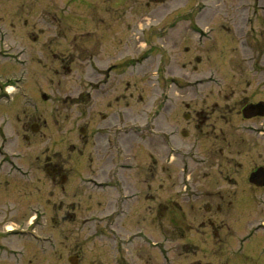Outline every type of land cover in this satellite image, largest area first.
Here are the masks:
<instances>
[{"label":"rangeland","instance_id":"rangeland-1","mask_svg":"<svg viewBox=\"0 0 264 264\" xmlns=\"http://www.w3.org/2000/svg\"><path fill=\"white\" fill-rule=\"evenodd\" d=\"M163 1L0 0V40L5 42L0 54L12 55L7 62L0 57V85L14 87L9 94L0 89V162L3 170L12 169L13 163L30 173L26 180L0 173V247H9L0 252V264H70L76 255V264H264V202L255 204L248 198H264V191H251L241 180L250 165L245 154L239 158L243 166L235 185L219 176L223 201L205 197L215 195V167L207 170L210 178H204V165L195 166L184 181L180 166L168 162V131L172 124L183 127L184 110L177 92V114L171 115L173 88L167 68L170 52L174 76L181 81L174 89L180 91L179 85L187 82L184 88L191 93L184 92V99L191 108L202 109L206 100L219 102V75L225 83L232 77L221 68L227 66L226 59L219 58L220 19L230 21L238 15L235 20H242L246 13V19L264 21V0ZM243 8V13L236 10ZM221 10H226L222 16ZM179 19L191 20L182 24L192 25L191 33L179 31L169 40L167 33L157 36L158 29L168 22L178 24ZM105 27L110 28L103 31ZM91 32L97 38L111 35L110 39L121 33L127 44L126 77L116 72L117 82L112 80L107 94L98 96L102 109L107 98L125 94L111 116L119 110L126 113L116 129L121 127L127 136L116 139L105 128L106 137L96 147L92 123L86 126L93 85ZM108 42L102 43L97 67L117 59ZM156 45H163L160 54ZM119 81L122 88L128 82L126 91L119 89ZM208 124L213 127L201 128L214 131L207 141L202 132L192 130L190 137H177L176 142L186 148L196 145L191 154L200 157L204 148L216 147L218 127L226 134L225 143L233 139L229 125L239 124L240 139L245 134L242 121L216 119ZM80 127L87 128L86 135L79 134ZM116 129L113 132L120 134ZM222 138L219 135V147ZM45 163H64L69 178L63 185L52 183L42 172ZM119 166L127 169L120 174L126 191L110 187L115 186L113 171ZM192 192L202 197L191 198ZM33 214L40 241L4 232L6 223L27 229ZM186 243L193 248L183 250Z\"/></svg>","mask_w":264,"mask_h":264},{"label":"flooded vegetation","instance_id":"flooded-vegetation-1","mask_svg":"<svg viewBox=\"0 0 264 264\" xmlns=\"http://www.w3.org/2000/svg\"><path fill=\"white\" fill-rule=\"evenodd\" d=\"M237 12L243 13L245 12V8L239 10L236 9ZM226 10L219 11L222 14ZM224 16V15H223ZM245 19L242 20H235L236 18L231 19L230 21L220 19V28L221 32L219 36V58L226 59V68L221 67L225 70H228L232 73V77L230 82L224 81V79L219 75V102H215L214 104H207V100L203 103V108L201 109H194L191 108V104L187 103L188 101L184 99V92L185 94L191 91L185 89L186 83H182L179 85V90L174 89L176 87L177 82H181L177 80L174 76V71L172 67V58L170 57V52L168 56V64L167 68L170 70L169 73V82L170 88H173L172 91V105H171V115L174 117L177 113H175V109L178 106L176 104L175 95L177 92L180 93V104L183 107V112L180 113V117H182V121L184 124L183 127L178 128L176 125L171 126V129L168 131V156H169V164H178L179 168V177L180 175L183 176V180L187 181L189 179V174L191 175V169L195 166L204 165V178H210L209 172L211 167H215V195L213 196L211 193H208L205 197L211 201L215 198L218 201L222 200V191L219 189V176L226 182L232 183L235 185V178L238 176L242 171L243 164L239 161V158L243 156V158L250 160L249 169H245V173L241 176V180L248 184V187L251 191L255 192H262L264 191V21H252L251 19H246V13L244 14ZM229 19V18H227ZM178 24L170 25L169 22L163 29L157 30V36L160 37V34L167 33L168 40L171 37H174L177 33H188L187 31L192 28V25H184L187 22H191L189 19H179ZM109 23V22H107ZM234 23V24H233ZM254 23L257 25L255 26ZM110 27H105L103 31L107 30ZM183 28V29H180ZM180 29V30H179ZM188 33V34H189ZM204 34V31H201ZM97 38L94 34L91 35L90 40V48L89 52V60L90 68H91V93L89 94V116L90 120L86 123L87 128L91 126V132L94 139V146L96 147L99 141L102 138H105V128H109L111 131L110 133H115L114 137L117 139L118 137L120 140L124 139L122 135L127 136V132L123 130L121 127L116 129V126L121 125L123 120L126 117V113H120L115 111V115L112 117L111 112L113 111V106L117 107L120 102L123 101V97L125 94L115 95L114 100L107 98L109 100L105 102L104 108L99 109V101L98 96L106 95L107 91L110 90V83L112 80H115L116 72H119V76L122 78L126 77V68H127V54L126 47L127 44L125 40L120 37L121 33L118 36H113L111 39L106 35ZM191 35V34H190ZM166 36V37H167ZM36 39V38H34ZM105 40L109 41L107 44V48L109 50H114L116 55L113 63L108 64L107 66H99L96 65L97 56L101 51L102 43ZM98 47L95 51L94 48ZM157 52L159 53L162 50L163 45H156ZM185 52L188 53L189 49L187 47L184 48ZM78 52V51H77ZM79 53V52H78ZM108 53L109 57L111 56V52H104ZM170 58V59H169ZM196 63L200 62L198 57L195 58ZM248 64L250 67L247 68L245 65ZM233 65L235 67H233ZM221 70V69H220ZM69 72V68L67 69ZM156 74L158 75V69L156 70ZM236 76V77H235ZM99 77L100 79H97ZM159 77H157V80ZM122 80V79H121ZM125 80V79H123ZM114 82V81H113ZM124 88H122V83L119 81L117 83L119 89H123L126 91V86L128 82L123 83ZM172 86V87H171ZM183 87V88H181ZM117 90V87L114 89V92ZM187 90V91H186ZM206 98V97H205ZM205 104V105H204ZM118 118H117V117ZM212 117H214L212 119ZM221 120L225 123H230L233 120L242 121L243 124V132L245 133L244 136H241L240 139L239 135V124L236 125H229V130H231L230 135L233 136L232 141L227 140L226 134L221 133L219 127L217 128V134H215V138L217 142L216 147H206L204 148V152L199 156H196L195 153L191 154L192 148H196L197 146H188L186 148L185 144H180L176 142L177 137L188 138L191 136V131L194 130L196 133L199 131L202 132L201 128L210 129L213 127L211 124L208 123L210 120ZM112 121V122H111ZM114 125L111 127V125ZM219 124V122H218ZM108 129V130H109ZM118 132H113V130ZM87 130V129H86ZM214 131H205L202 132L204 134V139L207 141L210 135ZM220 132V133H219ZM207 134V135H205ZM219 135L223 138V145L219 147ZM235 137V138H234ZM252 145L249 149L252 151H248L246 153L243 152L242 148L247 147L248 145ZM224 147H230V150L225 152ZM250 155V156H249ZM236 158H238L236 160ZM248 160V161H249ZM247 161V162H248ZM246 162V161H245ZM227 165L229 168H227ZM246 165V163H244ZM5 166L0 164V173H3V177H12L14 172H21L19 167H13L2 169ZM122 168V166H119ZM39 169V168H38ZM42 172L49 177L52 183L59 182L61 185L69 178V174L65 172V165L64 163L58 165H48L47 163L41 167ZM127 169H118L114 170V180L115 186L110 187H117L118 191H126L125 181L122 179L121 173H125ZM65 172V173H64ZM24 176L30 178L29 171H24ZM9 180V179H8ZM7 179L4 181V185H8ZM234 180V182H233ZM237 183V182H236ZM175 185V181L173 182ZM137 196L141 197V191H135ZM237 193V192H236ZM236 193L233 194V197L236 196ZM229 196V195H228ZM191 198L197 199L202 197L198 192H192L190 195ZM230 197V196H229ZM189 198V197H187ZM232 198V197H231ZM250 202L252 203H263L264 198L256 196H249ZM230 201V200H229ZM263 201V202H261ZM206 208L209 211L210 206L209 203L206 201ZM63 207H59V213H62ZM217 213H219V204L216 207ZM214 236L219 238V229L215 230ZM77 256V255H76ZM75 256V257H76ZM77 258V257H76Z\"/></svg>","mask_w":264,"mask_h":264}]
</instances>
